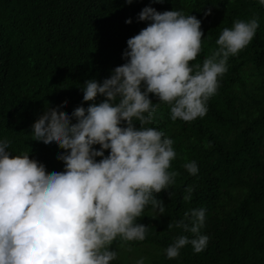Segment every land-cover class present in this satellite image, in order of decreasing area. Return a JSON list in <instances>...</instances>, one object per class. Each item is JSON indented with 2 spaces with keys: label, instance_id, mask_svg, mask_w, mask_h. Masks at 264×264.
<instances>
[{
  "label": "trees",
  "instance_id": "16d2710c",
  "mask_svg": "<svg viewBox=\"0 0 264 264\" xmlns=\"http://www.w3.org/2000/svg\"><path fill=\"white\" fill-rule=\"evenodd\" d=\"M146 6L201 20V51L190 66H202L218 49L222 30L234 21L256 18L259 27L248 46L229 56L205 116L173 121L170 106L161 103L145 125L173 140L176 158L168 171L179 175L156 194L165 213L147 205L136 221L147 226L145 239L117 237L110 250L118 255L111 264H136L140 258L144 264H264V5L259 0H0V140L11 141L13 156L27 153L48 173L64 171L57 159L64 150L33 140L31 126L49 107L67 101L61 110L71 115L92 103L83 101L85 81L102 83L126 63L127 40L149 23L138 21ZM129 18L132 23H125ZM149 98L159 102L154 94ZM104 99L98 95L95 102ZM134 124L140 128L138 121ZM191 161L198 167L196 175L183 167ZM189 186L191 199L185 201ZM200 208L206 210L200 234L209 237L207 247L196 253L188 244L177 258L168 259L165 249L175 237L193 238L181 228L169 230L168 224Z\"/></svg>",
  "mask_w": 264,
  "mask_h": 264
},
{
  "label": "clouds",
  "instance_id": "9594fccd",
  "mask_svg": "<svg viewBox=\"0 0 264 264\" xmlns=\"http://www.w3.org/2000/svg\"><path fill=\"white\" fill-rule=\"evenodd\" d=\"M259 3L264 5V0ZM210 14L211 9L205 12ZM138 21L149 23L127 40L126 63L102 83L85 81L83 101L92 102L87 108L78 106L69 115L61 110L67 107L65 101L47 108L31 126L33 140L64 150L57 156L64 171L48 173L27 153L13 156L8 151L11 141L0 140V264H111L118 255L110 250L117 237L143 241L148 228L137 218L147 205L159 215L165 213L156 194L179 175L168 171L176 158L173 140L145 125L152 123L161 103L170 106L173 121L205 116L218 78L227 72L229 56L248 46L259 27L256 18L234 21L222 30L218 49L202 66H190L201 51V20L146 6ZM149 94L159 102L153 103ZM98 95L105 97L100 103L95 102ZM183 167L191 175L198 173L195 161ZM192 191L190 186L186 189L185 201ZM205 212L192 209L168 224L169 230L176 227L193 234L192 239L175 237L165 249L168 259L177 258L188 244L196 253L207 247L209 237L200 234ZM136 264H144V258Z\"/></svg>",
  "mask_w": 264,
  "mask_h": 264
}]
</instances>
